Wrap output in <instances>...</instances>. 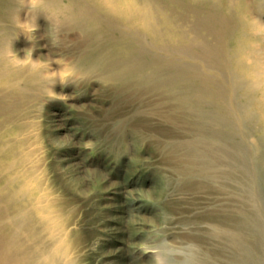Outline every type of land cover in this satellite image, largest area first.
Masks as SVG:
<instances>
[{"label": "bare ground", "instance_id": "1", "mask_svg": "<svg viewBox=\"0 0 264 264\" xmlns=\"http://www.w3.org/2000/svg\"><path fill=\"white\" fill-rule=\"evenodd\" d=\"M37 9L111 51L96 58L97 71L122 57L121 77L142 76L146 86L170 73L161 116L190 134L172 142L187 161L180 173L238 203L230 218L207 220L221 250L200 259L187 249L188 261L264 264V0H0V264H80L83 255L74 211L27 136L50 93L48 76L11 56L22 11ZM140 37L166 61L147 62Z\"/></svg>", "mask_w": 264, "mask_h": 264}, {"label": "rangeland", "instance_id": "2", "mask_svg": "<svg viewBox=\"0 0 264 264\" xmlns=\"http://www.w3.org/2000/svg\"><path fill=\"white\" fill-rule=\"evenodd\" d=\"M21 18L25 30L12 37L11 56L42 70L50 92L27 131L30 151L74 211L80 264H200L188 261L186 251L200 259L219 252L207 220L230 218L238 203L230 193L199 190L201 178L180 173L187 161L172 142L190 134L161 116L168 112L170 73L146 86L142 76L121 77L122 57L97 71L96 58L110 50L91 47L50 10H23ZM4 24L12 31L8 19ZM140 40L147 62L166 61Z\"/></svg>", "mask_w": 264, "mask_h": 264}]
</instances>
